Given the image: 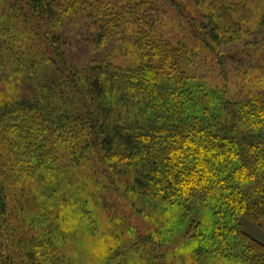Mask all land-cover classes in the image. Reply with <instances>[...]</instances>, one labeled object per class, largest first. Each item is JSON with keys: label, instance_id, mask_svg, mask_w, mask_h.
<instances>
[{"label": "trees", "instance_id": "obj_1", "mask_svg": "<svg viewBox=\"0 0 264 264\" xmlns=\"http://www.w3.org/2000/svg\"><path fill=\"white\" fill-rule=\"evenodd\" d=\"M122 1L120 9H90L98 20L99 40L115 37L136 55V66L122 72L113 64L93 78L72 72L60 30L63 21L84 11L85 0H0V6L14 5L0 20L4 28L26 32L27 69L38 60V67L51 65L66 85L73 81L74 91L67 88L72 104L77 102L76 123L71 120L64 134L88 154L94 145L105 155L116 153H110L106 167L97 150L105 169L97 178L115 194L120 190L126 201L166 197L169 207L183 201L188 211L166 238H182L183 247L166 249V261L190 253L194 259L206 255L264 264V243L243 228L244 222L264 226V0H197L198 17H191L180 0ZM246 25L255 27L256 40L237 51L244 70L231 77L219 45L238 43L247 34ZM4 39L8 45L9 38ZM40 101L3 106L0 139L16 159L30 158L43 171L41 142L55 138L60 129L35 111L51 109ZM98 122L97 131L90 128ZM0 153V264H13L26 247L2 212L7 210L4 189L19 178L7 175ZM15 165L21 170L20 161ZM78 175L92 181L85 173ZM107 228L111 235L114 227ZM142 237L133 230L129 242L140 254ZM149 245L148 257L158 258L159 244Z\"/></svg>", "mask_w": 264, "mask_h": 264}, {"label": "rangeland", "instance_id": "obj_2", "mask_svg": "<svg viewBox=\"0 0 264 264\" xmlns=\"http://www.w3.org/2000/svg\"><path fill=\"white\" fill-rule=\"evenodd\" d=\"M180 1L191 17H198L200 11L197 0ZM122 2L85 0L81 14L73 15L74 17L62 22L60 30L65 42L63 50L74 74L93 78L97 72L103 73L104 68L113 64L122 72L131 64L136 66L133 63L136 55L131 49L124 48L115 37H108L106 41L99 40L98 20L90 9L106 5H115L120 9L123 7ZM6 9H10V13L14 11L12 2L10 8L7 5L0 6L1 18L7 13ZM246 27L247 34L238 43L219 45L218 51L221 56L225 55V60L221 58L231 77L244 70V60L239 59L237 51L256 40L255 27ZM105 33L109 34L110 31ZM0 36H3V41L0 40V118L3 106L8 108L9 105L11 107L19 102L31 104L41 99L42 103L51 109L45 112L43 109L35 111L44 114L51 123L57 122L56 128L60 129L57 128L55 138H44L41 142L45 145V153L41 154L46 165L43 171H40L37 167L41 166L34 165L30 158L20 156L16 159L0 139V150L4 155L7 175L19 178V182L12 180L6 185L4 190L7 210L2 212L9 226L14 227L18 241L26 247L24 256H19L20 259L14 260L13 264H243L237 262V259L214 260V257L206 255L194 259L190 253L181 255L179 260H172L170 257L171 261H166V249L181 250L183 247L180 237L175 242H166L171 227H178L188 211L186 206H183V201L182 205L171 204L172 207L166 205V197L157 199L155 196H147L149 198L126 201L120 190H116L115 194L113 189L104 184L105 181L97 178L104 175L103 163L108 167L106 160H110V153H116L109 151V154L105 155L101 146L94 145L91 148V143H88L91 148L88 154L81 146L70 141L69 135L64 134L68 132L66 127L71 120L75 121L73 124L76 123L73 106L77 110V102L75 100L72 104V97L67 88L74 91L73 81L70 86L66 85L62 75L51 65L46 68L38 67V60H33L35 66L32 68H26L28 46L25 43L28 36L20 27L4 28L0 20ZM4 38H9L8 45ZM32 45L35 46L33 40ZM230 54L231 58L226 59ZM111 79L123 82L122 87L128 88L125 81L116 77ZM62 80L63 86L59 84ZM231 83L234 84V81ZM99 124L100 122L95 126L91 125L90 128L96 130ZM59 133L61 134L58 135ZM98 149L101 151L103 163L97 158ZM81 157L83 159H80ZM22 160L27 165L23 166ZM17 161H20L19 171L18 167H14ZM79 172L87 174V178L92 181L82 179L85 177H80ZM201 221L205 223V220ZM2 224L0 219V230L3 229ZM109 225L114 227V230H110L113 231L111 235L107 228ZM205 225L208 227L209 221ZM243 226L245 231L264 243V226H252L245 222ZM16 227L19 230H16ZM133 230H138L148 237L149 242L146 244L142 243L147 241L146 237L137 241L144 254L136 251L131 245L132 242L129 243ZM124 232L126 235L121 239ZM151 242L159 244L158 247L161 248L157 253L154 251L158 258L148 257L147 251ZM22 245L17 246V252L20 254ZM28 250L31 254H28Z\"/></svg>", "mask_w": 264, "mask_h": 264}]
</instances>
